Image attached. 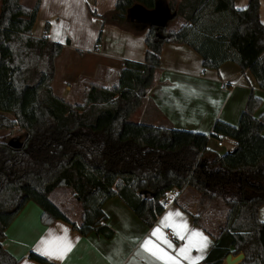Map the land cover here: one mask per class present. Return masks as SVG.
<instances>
[{
  "label": "trees",
  "instance_id": "trees-1",
  "mask_svg": "<svg viewBox=\"0 0 264 264\" xmlns=\"http://www.w3.org/2000/svg\"><path fill=\"white\" fill-rule=\"evenodd\" d=\"M39 6L40 0L32 6L0 0V132L24 131L17 145L0 138V264L19 261L2 240L28 201L40 207L45 225L60 219L83 236L110 238L106 200L118 197L150 227L164 211L170 189L176 190L172 201L185 211L180 196L187 190L197 195L193 219L199 225L209 206L224 209L214 244L199 264H223L228 254L238 253L244 257L237 264H264V221L258 217L264 204V111L255 115L262 99L253 89L237 126L216 121L209 134L130 120L154 84L165 43L188 45L203 68L234 62L264 90L259 0H248L243 8L234 0H116L104 15L89 7L103 24L145 31L146 49L142 62H120L113 87L88 84L81 103L52 91L64 44L47 39L48 25L42 37L32 36ZM176 17L183 24L170 28ZM210 137H227L232 148L217 153L207 147ZM59 187L70 189L81 204L79 223L50 200ZM28 257L47 262L32 252Z\"/></svg>",
  "mask_w": 264,
  "mask_h": 264
},
{
  "label": "crops",
  "instance_id": "crops-1",
  "mask_svg": "<svg viewBox=\"0 0 264 264\" xmlns=\"http://www.w3.org/2000/svg\"><path fill=\"white\" fill-rule=\"evenodd\" d=\"M115 2L116 0H40L31 34L33 37H42L45 25H48L47 39L64 44L62 54L56 60L55 77L59 81L62 79V87L56 95L66 100L80 96L81 99L71 100V103L83 101L88 84L113 87L118 81L122 60H144L145 31L133 32L112 22L103 24L98 16L111 12ZM247 2L248 0H234V5L236 8H243ZM259 2V18L264 24V0ZM89 7L98 15H92ZM182 24L183 21L173 28L177 29ZM98 32L100 38L96 44ZM66 40H69L68 44ZM64 54L68 58L62 63L60 60ZM61 63L64 64L62 69ZM112 70L116 72V76L110 74ZM250 89L262 99L263 104L264 90L258 87L248 70L242 72L234 62H225L217 69L203 68L200 55L188 45L165 43L154 84L141 106L130 116V120L154 125L170 124L175 129L210 133L216 121L237 126ZM257 111L255 115L261 112ZM137 113L139 117L134 119ZM223 140L228 144L227 150L231 149L233 142L227 137L219 139V146L223 145ZM212 150L220 154L226 152ZM49 197L52 201L51 194ZM182 197L183 194L180 198ZM172 200L166 203L155 223L148 227L118 197L109 198L103 205V211L108 226L113 230L110 238L94 233L83 236L73 230L69 222L60 219L45 225L40 221V207L35 202L28 201L7 227L2 245L19 260L17 264H165L144 252L140 245L151 237L153 230L161 225L162 218L167 213L179 212L180 217L175 219L187 224V231L182 233L185 239L175 235L172 228L163 227V235L171 242L172 247L161 246L170 255L176 256L178 264H192V261L199 264L213 246L216 232L195 223L193 216L197 214L192 208L186 207L185 211ZM52 202L63 212L65 207L72 208L71 204L64 206L58 201ZM77 209L78 212L69 211L71 216L66 215L76 223L81 219V208ZM258 217L264 221V204L259 207ZM192 232L206 237L207 246L202 251L198 247H191L187 254L191 259L182 254L177 255L179 249L188 244L187 237ZM65 235L72 247L62 258L43 253L44 241ZM31 252L44 257L47 262L30 259L28 255ZM197 257L201 258L196 259Z\"/></svg>",
  "mask_w": 264,
  "mask_h": 264
},
{
  "label": "rangeland",
  "instance_id": "rangeland-1",
  "mask_svg": "<svg viewBox=\"0 0 264 264\" xmlns=\"http://www.w3.org/2000/svg\"><path fill=\"white\" fill-rule=\"evenodd\" d=\"M34 1L35 0H20V3L25 5V6H32ZM181 23H182V19L177 17L176 20H174V21L169 23V27L170 28L178 27ZM99 35H100V32H98V37H99ZM67 58H68L67 54H64L62 59L60 60V62L63 63V61L66 60ZM62 63H61L60 69L63 68L64 64H62ZM110 74H112V75L114 74V76H116V72L114 73L113 70L110 71ZM55 75H56V61H55ZM55 75H54V78H53V80L51 82V88H52V91L55 94H58L60 89H61V87H62V85L60 84L62 79L59 81V79L56 78ZM52 83H53V85H52ZM77 99H81L80 96L76 95L75 98H73L71 100L74 101V100H77ZM71 100H68V101L72 102ZM258 110L261 111V112L264 111V101H263V104L261 105V107ZM138 117H139V114L137 113V114L134 115L133 118L136 119ZM203 133H205V132H203ZM206 133H209V131L206 132ZM0 138L2 140H4V141L10 143V144L17 145V144L21 143L22 140L24 139V131L19 129L18 127H14L11 130H7V129L6 130H1ZM218 143H219V138L210 137L209 141H208V144H207V147L209 146V147H211L212 149H214L216 151H227L228 144H225V140H223V145L222 146H219ZM51 199H52V201L60 202V205H64V206H67L66 204H71L72 205V208H69V206L65 207V209H64L65 210V212H64L65 215L71 216V213L78 212V209H77L78 207H79V209L81 208V204L79 203V201L75 197V194L70 189L65 188V187H59V188L55 189L53 191V193H51ZM182 200L186 202V207L192 208L193 211L195 212V214H197V208H196L197 195L194 192H192L191 190L190 191L189 190L185 191L184 194H183ZM81 211H82V208H81ZM203 215L204 216H202V224L204 223L203 225L207 226L210 230H212L214 232H217V230H216L217 226L224 219V209H223V207L219 206V204L211 205V206H209L206 209V211L203 213Z\"/></svg>",
  "mask_w": 264,
  "mask_h": 264
},
{
  "label": "snow or ice",
  "instance_id": "snow-or-ice-1",
  "mask_svg": "<svg viewBox=\"0 0 264 264\" xmlns=\"http://www.w3.org/2000/svg\"><path fill=\"white\" fill-rule=\"evenodd\" d=\"M180 215L179 212L167 213L165 217L162 218L161 225L153 230L151 237L145 239L140 245L141 249H143L144 252L150 253L156 260L164 261L165 264H178L176 256L170 255L161 245H166L168 248L172 247L171 242L163 235V227L172 228L175 235L179 236L181 239H185L182 233L187 231V224L182 221L177 222L175 219L176 217H180ZM187 239L188 244L179 249L177 255L182 254L185 258L191 259L187 255L191 247H198V249L202 251L207 246V238L203 237L202 234L198 232H192ZM43 245V253L45 255L50 257L56 256L57 258H62L72 247L66 235L46 240L43 242ZM200 258L201 257H197L196 259ZM192 264H195V261H192Z\"/></svg>",
  "mask_w": 264,
  "mask_h": 264
},
{
  "label": "water",
  "instance_id": "water-1",
  "mask_svg": "<svg viewBox=\"0 0 264 264\" xmlns=\"http://www.w3.org/2000/svg\"><path fill=\"white\" fill-rule=\"evenodd\" d=\"M244 257L243 253H238L237 255L233 256L231 254H228L225 257V264H237L240 260H242Z\"/></svg>",
  "mask_w": 264,
  "mask_h": 264
},
{
  "label": "built area",
  "instance_id": "built-area-1",
  "mask_svg": "<svg viewBox=\"0 0 264 264\" xmlns=\"http://www.w3.org/2000/svg\"><path fill=\"white\" fill-rule=\"evenodd\" d=\"M219 145H221V142L219 141L218 143ZM176 195V190L175 189H170L167 194L166 197L163 199V203H168L170 201V199H173ZM223 264H225V261L223 262Z\"/></svg>",
  "mask_w": 264,
  "mask_h": 264
}]
</instances>
